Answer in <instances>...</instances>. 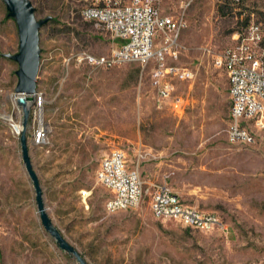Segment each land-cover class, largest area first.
<instances>
[{
	"label": "rangeland",
	"instance_id": "obj_1",
	"mask_svg": "<svg viewBox=\"0 0 264 264\" xmlns=\"http://www.w3.org/2000/svg\"><path fill=\"white\" fill-rule=\"evenodd\" d=\"M30 1L37 19L51 20L39 29L42 103L33 95L28 101L27 144L46 212L64 238L88 264H264V129L250 125L251 143L228 142V79L212 62L251 22L264 28V2L159 1L162 14H183L186 22L177 60L165 59L191 72L188 80L169 79L185 104L174 112L153 85L155 60L112 67L87 60L115 47L80 15L95 0ZM160 47L156 35L153 48ZM17 51V27L0 0V264H78L40 222L11 127L23 118L14 92L18 65L3 54ZM38 122L44 143L33 138ZM112 150L146 185L166 186L184 204L217 214L227 229L159 221L148 195L136 207L107 212L108 191L96 172Z\"/></svg>",
	"mask_w": 264,
	"mask_h": 264
},
{
	"label": "built area",
	"instance_id": "obj_2",
	"mask_svg": "<svg viewBox=\"0 0 264 264\" xmlns=\"http://www.w3.org/2000/svg\"><path fill=\"white\" fill-rule=\"evenodd\" d=\"M160 0H95L80 10L81 17L103 28L115 47L106 56L87 55L90 63L112 67L125 62L141 65L155 60L158 67L152 72L153 85L158 97L174 112L184 109V100L174 95V85L169 79L188 80L191 72L176 65H165V59L177 60L178 39L186 22L183 14L164 15L159 7ZM244 0H231L240 6ZM263 1L264 0H259ZM160 36L161 47L154 50L153 37ZM264 28L251 22L241 33L233 36V43L214 54L215 67L224 70L228 79L230 99V124L227 130L228 142L251 143L254 136L250 125L264 129ZM36 105L42 98L38 91L33 94ZM13 131L20 135L21 125L13 122ZM38 140L45 142L46 130L38 122ZM96 179L108 191L104 208L107 212L136 207L145 196H149V206L154 218L159 221L174 220L184 226L202 224L205 231L225 230L221 218L207 211L184 204L179 196L161 184L146 185L139 172L128 168L123 153L112 150L100 162ZM85 196L87 191H80Z\"/></svg>",
	"mask_w": 264,
	"mask_h": 264
},
{
	"label": "water",
	"instance_id": "obj_3",
	"mask_svg": "<svg viewBox=\"0 0 264 264\" xmlns=\"http://www.w3.org/2000/svg\"><path fill=\"white\" fill-rule=\"evenodd\" d=\"M7 17L12 18L18 31V51L15 54H3L18 65L15 74L17 83L14 88L16 102L22 108L23 118L19 136L21 158L35 192V202L40 222L44 230L55 240L62 251L74 257L78 264H88L83 256L64 238L46 212L42 189L33 168L27 144L26 130L29 118L27 101L36 92L37 74L40 65L39 29L51 20L50 16L37 19L35 7L30 0H2Z\"/></svg>",
	"mask_w": 264,
	"mask_h": 264
},
{
	"label": "bare ground",
	"instance_id": "obj_4",
	"mask_svg": "<svg viewBox=\"0 0 264 264\" xmlns=\"http://www.w3.org/2000/svg\"><path fill=\"white\" fill-rule=\"evenodd\" d=\"M38 98H41V97L38 96ZM28 105H29V102L27 101V106ZM36 129H37V127H36ZM33 138H34V141L36 143H41V141L38 140V131H34ZM191 227H193V228H202V224H200V223H192Z\"/></svg>",
	"mask_w": 264,
	"mask_h": 264
},
{
	"label": "trees",
	"instance_id": "obj_5",
	"mask_svg": "<svg viewBox=\"0 0 264 264\" xmlns=\"http://www.w3.org/2000/svg\"><path fill=\"white\" fill-rule=\"evenodd\" d=\"M241 5H242V4H241ZM217 10L223 12V6H218V7H217ZM263 44H264V42H263Z\"/></svg>",
	"mask_w": 264,
	"mask_h": 264
}]
</instances>
